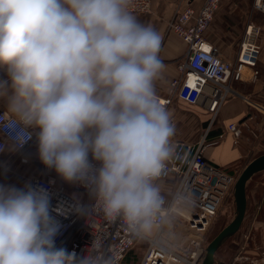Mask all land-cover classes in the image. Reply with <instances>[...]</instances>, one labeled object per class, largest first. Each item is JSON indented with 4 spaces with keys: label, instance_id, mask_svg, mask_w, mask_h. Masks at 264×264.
Here are the masks:
<instances>
[{
    "label": "clouds",
    "instance_id": "obj_1",
    "mask_svg": "<svg viewBox=\"0 0 264 264\" xmlns=\"http://www.w3.org/2000/svg\"><path fill=\"white\" fill-rule=\"evenodd\" d=\"M131 3L0 0V99L18 143L38 128L44 165L89 187L105 220L158 244L196 201L183 182L164 187L178 154L155 88L163 37ZM59 229L44 189L0 185V264H118L99 237L83 258L57 248Z\"/></svg>",
    "mask_w": 264,
    "mask_h": 264
},
{
    "label": "built area",
    "instance_id": "obj_2",
    "mask_svg": "<svg viewBox=\"0 0 264 264\" xmlns=\"http://www.w3.org/2000/svg\"><path fill=\"white\" fill-rule=\"evenodd\" d=\"M222 1L202 0L198 10L191 4H184L175 10L167 24V33L176 36L186 47L183 59L177 64L178 77L171 82L169 94H157L168 110L174 101H180L187 106L202 107L214 120L221 105L234 93L230 83L242 81L245 70H250L253 78L257 75L259 26L252 22L246 24L234 62L223 60L218 48L205 40V33ZM151 2L132 0L130 10L133 14L149 13ZM252 10L264 15V0H253ZM6 119L7 112L0 110V160L12 151L16 152L15 162L25 163L22 153L35 140L32 127L24 129L30 134V139L20 144L15 138L16 132L7 129ZM227 131L235 140L240 135L235 123L229 124ZM221 138L222 135L219 136ZM173 142L178 156L169 164V172L164 178L165 189L172 190L183 182L196 201L189 211H178L175 221L180 220L186 225V250L179 253L160 243L145 242L147 246L139 264H201L205 253L203 235L224 200L233 194L236 175L204 157L203 152L210 143L204 138L198 143L176 139ZM89 160L95 167L100 166L99 162ZM46 168L49 174L30 177L26 186L42 188L49 196L50 214L60 225L55 246L83 258L99 237L103 239L105 249L113 251L118 264H121L138 240L130 237L122 221L109 222L103 218L89 187L80 182L66 184L53 174L56 172L54 168ZM228 264H264V255L251 257L238 252Z\"/></svg>",
    "mask_w": 264,
    "mask_h": 264
},
{
    "label": "crops",
    "instance_id": "obj_3",
    "mask_svg": "<svg viewBox=\"0 0 264 264\" xmlns=\"http://www.w3.org/2000/svg\"><path fill=\"white\" fill-rule=\"evenodd\" d=\"M202 0H152L151 10L146 14H134L146 25L153 26L163 37L160 58L165 68L155 82L158 95L166 96L170 92L171 82L178 77L177 64L183 59L185 45L174 35L167 33V24L175 10L184 4H191L198 10ZM253 0H224L214 15L209 29L205 33V40L218 48L220 57L227 62H234L238 45L243 37L245 16L252 10ZM249 18V17H248ZM260 52L255 67L257 75L251 76L250 70H245L243 80L231 82L233 95L219 108L214 120L200 106H187L180 101H174L169 109L175 121L176 135L173 139L186 141V133L194 122L205 123L202 130V140L210 143L203 154L207 161L224 169L230 174H237L254 158L264 154V39L258 40ZM0 79L8 80L7 73L0 69ZM10 83V81H9ZM197 109V111H190ZM0 110L7 112L5 100L0 99ZM198 119V120H196ZM237 124L240 131L235 140L233 134L227 131L229 124ZM177 129H179L177 132ZM35 135L34 142L22 153L29 168L48 170L39 157L38 128H32ZM222 138L219 139V136ZM7 159L12 151L7 152ZM89 158L93 159L91 153ZM34 162H41L40 167H34ZM18 164L15 159L11 166ZM63 182L69 184L68 181ZM167 185V184H166ZM165 187V185H164ZM246 212L241 229L235 238L242 245L239 252L251 257L264 255V171L254 174L246 183ZM179 228L180 223L175 222ZM247 226V227H246ZM186 229V227H185ZM235 242L234 240H232ZM232 241L225 248V259L214 256V264H228L234 256ZM126 262V257L123 260ZM122 261V262H123Z\"/></svg>",
    "mask_w": 264,
    "mask_h": 264
},
{
    "label": "rangeland",
    "instance_id": "obj_4",
    "mask_svg": "<svg viewBox=\"0 0 264 264\" xmlns=\"http://www.w3.org/2000/svg\"><path fill=\"white\" fill-rule=\"evenodd\" d=\"M248 17H250L252 23L256 24L261 28V36L262 39H264V15L255 12L254 15H250L249 12L245 16V25L247 23ZM261 46V51L264 50ZM192 111H197V109H192ZM198 120V119H196ZM205 123H199L194 122L191 126H189V131L186 133V141L192 142V143H198L202 136V130L205 128ZM179 129H177V132ZM22 157L26 159L23 155ZM34 167H40L42 165L41 162H34L32 164ZM29 164H27V160L25 163H18L14 166H11L6 155L4 158L0 160V185H8V186H15L17 188L24 189L27 181L30 177H43L46 176L48 171L45 174H42V170H39L37 168L33 169L28 167ZM51 173V172H50ZM53 174L57 176L59 179L62 178L57 172L53 171ZM240 174L237 173L236 178ZM62 180V179H61ZM235 212V206L233 202V194H230L223 202L222 206L220 207L217 215L215 218L211 221L207 231L203 235L204 245L205 247L207 244L221 231L220 229L222 227H225L232 219ZM177 223H180V227L176 228L172 226V228L165 229L161 235H160V244H163L179 253H183L186 249V243L188 242V233L186 232V225L182 221H177ZM246 223V220L244 221V224ZM247 224V223H246ZM247 227V226H246ZM244 227H240L239 231L241 229H244ZM238 231V232H239ZM238 232L233 236V239H235L238 236ZM230 241L232 239H229L226 241L215 253V257L217 259H225L226 256V250L227 246L230 244ZM147 244L142 241H137L131 251L126 255V262H122L121 264H139Z\"/></svg>",
    "mask_w": 264,
    "mask_h": 264
},
{
    "label": "water",
    "instance_id": "obj_5",
    "mask_svg": "<svg viewBox=\"0 0 264 264\" xmlns=\"http://www.w3.org/2000/svg\"><path fill=\"white\" fill-rule=\"evenodd\" d=\"M264 171V154L251 160L238 175L233 186L235 212L231 221L207 244L201 264H214L217 250L240 228L246 212V183L256 173Z\"/></svg>",
    "mask_w": 264,
    "mask_h": 264
},
{
    "label": "trees",
    "instance_id": "obj_6",
    "mask_svg": "<svg viewBox=\"0 0 264 264\" xmlns=\"http://www.w3.org/2000/svg\"><path fill=\"white\" fill-rule=\"evenodd\" d=\"M254 13H255V12H254L253 10H250V15H251V16L254 15ZM250 21H251V19H250V17H249L248 20H247V23H249ZM247 23H246V24H247ZM245 26H246V25H245ZM7 154H8V153H7ZM7 154H6V155H7ZM9 155H10V156H9L8 161H9V163H10L12 160L15 159V157H16V152H12V153H10ZM243 225H244V223H243V221H242L241 226L243 227ZM241 226H240V227H241ZM222 228H223V227H222ZM222 228H221V229H222ZM221 229H220V230H221ZM238 231H239V230H238ZM238 231H237V232H238ZM237 232H236V233H237ZM239 232H240V231H239ZM239 232H238V234H239ZM236 233H235V234H236ZM235 234H234V235H235ZM234 235H233V236H234ZM233 236L230 237L229 239H232V240L235 241V242L232 241V242H233V243H232V245H233L232 247H233V249H234L233 254L235 255L236 253H238V252L240 251V248H241V245H242V244H241L239 241L237 242L236 239H233ZM229 239H228V240H229ZM228 240H227V241H228Z\"/></svg>",
    "mask_w": 264,
    "mask_h": 264
}]
</instances>
